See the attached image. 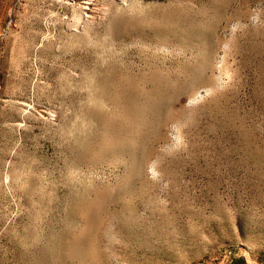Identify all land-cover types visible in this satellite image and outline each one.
Wrapping results in <instances>:
<instances>
[{"label": "rangeland", "instance_id": "obj_1", "mask_svg": "<svg viewBox=\"0 0 264 264\" xmlns=\"http://www.w3.org/2000/svg\"><path fill=\"white\" fill-rule=\"evenodd\" d=\"M0 264H264V0H0Z\"/></svg>", "mask_w": 264, "mask_h": 264}]
</instances>
